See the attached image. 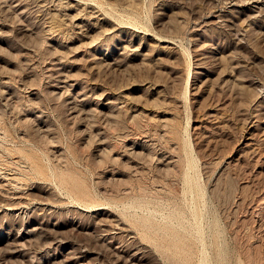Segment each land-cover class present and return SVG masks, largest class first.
<instances>
[{
  "label": "rangeland",
  "instance_id": "rangeland-1",
  "mask_svg": "<svg viewBox=\"0 0 264 264\" xmlns=\"http://www.w3.org/2000/svg\"><path fill=\"white\" fill-rule=\"evenodd\" d=\"M0 264H264V0H0Z\"/></svg>",
  "mask_w": 264,
  "mask_h": 264
}]
</instances>
